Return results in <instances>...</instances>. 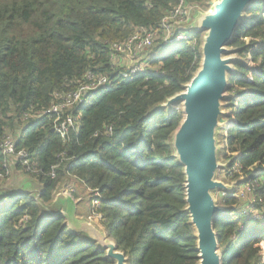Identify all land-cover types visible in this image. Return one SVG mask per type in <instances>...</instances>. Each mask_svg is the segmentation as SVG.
Listing matches in <instances>:
<instances>
[{"label":"trees","instance_id":"trees-1","mask_svg":"<svg viewBox=\"0 0 264 264\" xmlns=\"http://www.w3.org/2000/svg\"><path fill=\"white\" fill-rule=\"evenodd\" d=\"M180 1L0 0V175L6 176L2 144L9 136L34 167L14 164L29 176L24 190L0 189V264H115L86 236L72 234L51 207L69 177L98 191L102 225L129 264L199 263L184 170L172 147L184 116L177 106H161L198 72L203 34L193 30L191 43L170 48L160 39L140 53L145 60L153 51L148 70L130 78L113 62V46L138 30L163 33V20ZM229 48L243 61L229 76L233 97L224 102L220 157L230 170L238 165V186L249 187L253 210L262 211L263 0L248 8ZM89 74L107 82L84 104L61 110L59 124L72 120L62 138L56 116L45 112ZM220 204L225 209L214 228L224 264H264V224L251 225L231 194Z\"/></svg>","mask_w":264,"mask_h":264},{"label":"water","instance_id":"water-1","mask_svg":"<svg viewBox=\"0 0 264 264\" xmlns=\"http://www.w3.org/2000/svg\"><path fill=\"white\" fill-rule=\"evenodd\" d=\"M256 1L218 0L209 13L195 19L192 30L205 33L201 66L184 91L161 106L172 110L182 105L184 118L172 137V147L184 170L186 212L195 230L198 264H224L214 228V221L224 208L217 204L214 194L233 193L234 188L217 179L221 168L218 135L225 116L229 76L234 73L233 64L237 62L229 56V45L246 11ZM75 209L71 201L66 213H59L66 219L69 231L86 236L115 264H129V258L107 234L75 218Z\"/></svg>","mask_w":264,"mask_h":264},{"label":"rangeland","instance_id":"rangeland-1","mask_svg":"<svg viewBox=\"0 0 264 264\" xmlns=\"http://www.w3.org/2000/svg\"><path fill=\"white\" fill-rule=\"evenodd\" d=\"M217 1L218 0H202L200 2L199 1L190 2L188 6V11L186 13L188 16V19L183 18V16L175 19V22H176L175 25L177 29H179L180 27L185 28V27H188L189 25L192 27L193 23L195 22V19L200 14L209 13L212 10L213 5ZM202 34L204 38L205 33H202ZM229 50L231 51L229 55L230 57L234 58L238 62L243 61V59L239 57V55L236 53L235 49L229 48ZM152 52L153 51H149L148 56H150ZM133 60H134L133 56L129 57L126 54L117 55L114 64L120 63V65L124 66L125 69L126 68L129 69L131 66V62ZM116 66H119V65H116ZM234 66H235V63L233 64V67ZM227 95H228V99L233 97V94H230L229 92L227 93ZM224 106H225V103H224ZM177 107L182 110V105H177ZM224 112L225 114H227L226 110ZM221 123H222V128L227 127L228 119H226V116H224L221 119ZM222 131L223 129L219 131V135H218V144L220 147L219 163L221 164V168L218 171L217 179L225 183L226 185L233 187L234 192L233 193L217 192L214 194L215 200L217 204L220 207H222L220 204L221 199L231 194L232 196L236 197L240 201L242 208H244L243 214L248 213L249 217L252 219L251 225L254 224V222L264 224V208L262 209V211L261 210L255 211V208L253 210V207L251 206L253 199L251 198L250 191L246 190V188L244 187L238 186V182L242 181V179H239V180L235 179L234 178L235 173L233 172V170L229 169L228 162L225 163L222 160V157H220V154L222 153V150H223ZM16 160L17 158L12 159L9 165V170H8V174L6 178L0 179V189H4L3 191L12 192L16 190H24L23 189L24 182H26L29 176L28 174H26V172L17 170V168L14 167V163L16 162ZM74 195H76L77 198ZM67 197H70L74 201L75 200L77 201V202L75 201L76 209L74 212L75 218L77 220H79L80 222L88 223L89 225L93 226L94 228L102 232L103 234L105 235L107 234V231L105 230V227L102 225V222H101L102 217L99 214H97V205L93 199L94 195L91 189H89L83 182L73 177L72 178L69 177L65 185L59 189L58 193H56L53 204L51 205V207H54L55 209L58 210V213L56 215H58L59 213H66V210L64 209L67 206L63 205V202H64L63 200L64 198H67Z\"/></svg>","mask_w":264,"mask_h":264},{"label":"built area","instance_id":"built-area-1","mask_svg":"<svg viewBox=\"0 0 264 264\" xmlns=\"http://www.w3.org/2000/svg\"><path fill=\"white\" fill-rule=\"evenodd\" d=\"M192 1L200 2L202 0H181L180 4L174 9L173 12H171L170 16L166 17L163 20V33L160 34L159 32L138 30L135 35H133L127 42L116 44L113 46L114 51L119 55L126 54L127 56H133L134 58V60L131 62V66L129 69H125V67L120 65V63L114 64L124 68L123 76L125 78H130L136 74L146 72L148 70V59L150 60V56H147L145 60H141L143 56H140V53L151 49L156 42H159L160 39V43L165 48H170L176 44L183 42H192V27L189 25L188 27H180L179 29H177L175 25V19L177 18L183 16V18L188 19L186 13L188 11L189 3ZM116 56L117 55H115V57L113 58L114 63ZM106 82V77L95 78L92 74H89L87 76V83L82 85L77 92L67 97L61 98L62 103L60 105L54 106L49 111L45 112V114L56 116L54 120L56 124V130L59 132V134H61L62 138H65L68 131V127L72 125V120L70 118H67L61 124H59L61 122V110L65 108H72L75 105L80 106L84 104L85 97H87L90 92L96 91L100 86L104 85ZM2 151L4 156L8 159L7 163L4 166L6 170V176L8 174L9 165L13 158H17L14 164L20 162L24 167H27L28 170L34 168L30 163L29 156L26 151H16V141L13 137L9 136L5 139L2 144ZM233 172L235 174H238L240 172L238 169V165L233 168ZM6 176L0 175V179L5 178ZM246 190H249V187H247ZM93 193L96 196L98 195V191H93ZM95 203L98 208L97 201H95Z\"/></svg>","mask_w":264,"mask_h":264},{"label":"crops","instance_id":"crops-1","mask_svg":"<svg viewBox=\"0 0 264 264\" xmlns=\"http://www.w3.org/2000/svg\"><path fill=\"white\" fill-rule=\"evenodd\" d=\"M63 205H66L67 207L64 210H67L69 208V206L71 205V201H73V203H75V201L73 199H71L70 197L64 198L63 200ZM77 202V201H76ZM76 205V204H75Z\"/></svg>","mask_w":264,"mask_h":264}]
</instances>
